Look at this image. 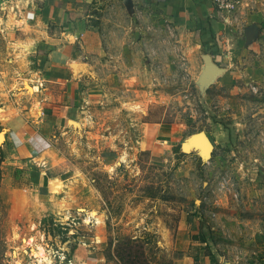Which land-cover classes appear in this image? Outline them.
<instances>
[{
  "label": "rangeland",
  "instance_id": "rangeland-1",
  "mask_svg": "<svg viewBox=\"0 0 264 264\" xmlns=\"http://www.w3.org/2000/svg\"><path fill=\"white\" fill-rule=\"evenodd\" d=\"M243 5L209 70L156 0H0V264H39L30 236L51 264H264V0Z\"/></svg>",
  "mask_w": 264,
  "mask_h": 264
},
{
  "label": "crops",
  "instance_id": "crops-1",
  "mask_svg": "<svg viewBox=\"0 0 264 264\" xmlns=\"http://www.w3.org/2000/svg\"><path fill=\"white\" fill-rule=\"evenodd\" d=\"M156 2L167 14L175 17L179 40L196 39L194 45L198 47L197 49L203 50L200 53L209 70L223 68L219 60L224 57L230 56L233 60L235 56H240V53L230 49L234 36L230 28L232 23L215 14L212 0H156ZM240 32L237 31V34ZM244 35L247 36V32H244ZM217 44L221 46L219 50ZM214 74L218 73L214 71Z\"/></svg>",
  "mask_w": 264,
  "mask_h": 264
},
{
  "label": "bare ground",
  "instance_id": "bare-ground-1",
  "mask_svg": "<svg viewBox=\"0 0 264 264\" xmlns=\"http://www.w3.org/2000/svg\"><path fill=\"white\" fill-rule=\"evenodd\" d=\"M193 139L201 141V143H203L206 147L211 146L207 137L203 134H198L196 137L192 138L191 140ZM0 140H1V134H0ZM23 245L29 248V251L32 256L39 258V264H51V260L49 259L48 256H46L47 254H45L43 247L40 244L36 243L33 237L31 236L26 237L24 239ZM16 264H27V263H25L21 257H18Z\"/></svg>",
  "mask_w": 264,
  "mask_h": 264
},
{
  "label": "built area",
  "instance_id": "built-area-1",
  "mask_svg": "<svg viewBox=\"0 0 264 264\" xmlns=\"http://www.w3.org/2000/svg\"><path fill=\"white\" fill-rule=\"evenodd\" d=\"M213 10L216 15L229 20L243 7V0H212Z\"/></svg>",
  "mask_w": 264,
  "mask_h": 264
},
{
  "label": "trees",
  "instance_id": "trees-1",
  "mask_svg": "<svg viewBox=\"0 0 264 264\" xmlns=\"http://www.w3.org/2000/svg\"><path fill=\"white\" fill-rule=\"evenodd\" d=\"M167 121H170V120H167Z\"/></svg>",
  "mask_w": 264,
  "mask_h": 264
},
{
  "label": "water",
  "instance_id": "water-1",
  "mask_svg": "<svg viewBox=\"0 0 264 264\" xmlns=\"http://www.w3.org/2000/svg\"><path fill=\"white\" fill-rule=\"evenodd\" d=\"M209 141V140H208ZM210 143V142H209Z\"/></svg>",
  "mask_w": 264,
  "mask_h": 264
}]
</instances>
